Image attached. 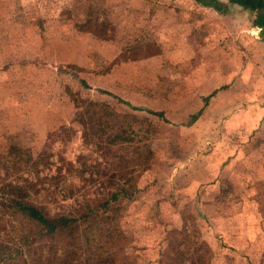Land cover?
<instances>
[{"label": "rangeland", "instance_id": "1", "mask_svg": "<svg viewBox=\"0 0 264 264\" xmlns=\"http://www.w3.org/2000/svg\"><path fill=\"white\" fill-rule=\"evenodd\" d=\"M192 1L0 0V153L42 152L37 173L9 176L67 208L101 195L112 153L147 157L119 210L130 264H174L179 250L203 264H264L263 49L241 13L227 21ZM193 17L188 33L182 19ZM95 103L131 142L104 152L82 139L77 119L101 114Z\"/></svg>", "mask_w": 264, "mask_h": 264}, {"label": "trees", "instance_id": "2", "mask_svg": "<svg viewBox=\"0 0 264 264\" xmlns=\"http://www.w3.org/2000/svg\"><path fill=\"white\" fill-rule=\"evenodd\" d=\"M83 23L88 26L90 21ZM116 100L132 109H141L117 97ZM87 104L92 105L91 102ZM94 105L101 108V114L86 110L77 119L85 142L93 141L97 150L111 152L116 143L133 140L134 134L110 121L117 118L116 113L105 112L104 103ZM144 110L162 117L159 111ZM197 115L198 112L192 114L190 121ZM117 125L120 128L117 129ZM133 152L138 154L135 148ZM42 156L38 151L33 157L31 151L15 146L0 153V264H130L125 245L128 239L121 228L119 210L123 202L133 198L136 190L132 174L138 176L147 167L149 159L136 156L129 160L124 154L112 153L104 160L111 170L106 168L104 171L108 172L109 179L99 184L101 195L74 198L68 208L67 202L60 200V204H51L55 206L51 208L53 206L36 200L40 190L34 182L19 175L9 176L25 166L37 173L38 167L46 165ZM83 171L80 169L81 173ZM51 201L59 203L58 200ZM183 239L184 235L179 232V240ZM178 257L174 264H178L177 261L183 264L186 258L189 264H203L201 254L185 256L179 250Z\"/></svg>", "mask_w": 264, "mask_h": 264}, {"label": "crops", "instance_id": "3", "mask_svg": "<svg viewBox=\"0 0 264 264\" xmlns=\"http://www.w3.org/2000/svg\"><path fill=\"white\" fill-rule=\"evenodd\" d=\"M191 2L194 3L192 0ZM196 5L198 4L196 3ZM205 7L210 10L211 13L220 18H225L227 21L232 20L234 16H237L236 14L241 13L245 16V22L250 23L252 26L250 33L253 34H249L251 35L250 37L256 39L257 46H261L264 53V0H208ZM182 22H185L183 23V27H185L184 25L186 23L191 26L189 30H187L188 33L190 31L192 33H197L195 29H197V25H199L198 18L194 19L193 17L190 20L182 19ZM249 35L241 32L239 37L244 40L246 37H249ZM185 42L186 33L183 34L179 26V47L185 45Z\"/></svg>", "mask_w": 264, "mask_h": 264}]
</instances>
